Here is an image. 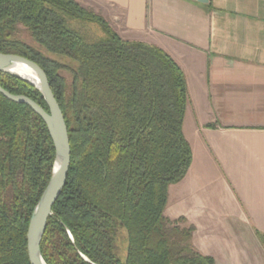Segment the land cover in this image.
I'll return each instance as SVG.
<instances>
[{"label": "trees", "instance_id": "trees-1", "mask_svg": "<svg viewBox=\"0 0 264 264\" xmlns=\"http://www.w3.org/2000/svg\"><path fill=\"white\" fill-rule=\"evenodd\" d=\"M84 24L95 27L94 38L82 32ZM0 53L45 71L69 130L68 179L41 242L47 264H215L194 247L193 226L165 215L170 186L193 160L183 130L188 85L170 55L122 39L76 0H0ZM0 85L50 112L29 83L0 72ZM55 155L43 118L0 92V264H31L29 223ZM120 229L128 239L125 260Z\"/></svg>", "mask_w": 264, "mask_h": 264}, {"label": "crops", "instance_id": "crops-1", "mask_svg": "<svg viewBox=\"0 0 264 264\" xmlns=\"http://www.w3.org/2000/svg\"><path fill=\"white\" fill-rule=\"evenodd\" d=\"M183 70L193 160L165 215L215 264H264V0H76Z\"/></svg>", "mask_w": 264, "mask_h": 264}, {"label": "water", "instance_id": "water-1", "mask_svg": "<svg viewBox=\"0 0 264 264\" xmlns=\"http://www.w3.org/2000/svg\"><path fill=\"white\" fill-rule=\"evenodd\" d=\"M26 68L31 75L22 71ZM0 72L7 73L29 83L43 95L50 112L25 95H14L0 85V92L10 100L30 105L47 124L53 139L56 155L51 178L39 202L35 206L27 234L28 255L31 264H47L41 252V242L46 232L48 220L53 214V206L66 186L71 165V145L68 126L52 88L47 74L34 61L15 54L0 53ZM71 239L73 236L68 230ZM88 261V258L85 257Z\"/></svg>", "mask_w": 264, "mask_h": 264}, {"label": "rangeland", "instance_id": "rangeland-1", "mask_svg": "<svg viewBox=\"0 0 264 264\" xmlns=\"http://www.w3.org/2000/svg\"><path fill=\"white\" fill-rule=\"evenodd\" d=\"M79 26H80V29L82 30V32H84L87 37L94 38L96 36V29L94 26L87 25V24H84L83 26L82 25H79ZM20 36L27 43H29L35 47H38V45L31 39L29 33L23 32ZM62 74L67 79L68 83H71V75L68 72H63ZM117 245H118L119 256L123 260H125L126 255H127V249H128V239H127V233L124 229H120V231H119L118 239H117Z\"/></svg>", "mask_w": 264, "mask_h": 264}, {"label": "bare ground", "instance_id": "bare-ground-1", "mask_svg": "<svg viewBox=\"0 0 264 264\" xmlns=\"http://www.w3.org/2000/svg\"><path fill=\"white\" fill-rule=\"evenodd\" d=\"M22 71L27 73V74H29V75H31L30 71L28 69H26V68H22Z\"/></svg>", "mask_w": 264, "mask_h": 264}]
</instances>
